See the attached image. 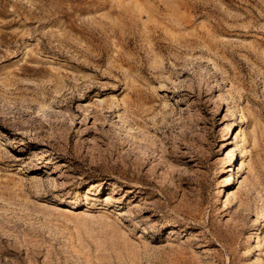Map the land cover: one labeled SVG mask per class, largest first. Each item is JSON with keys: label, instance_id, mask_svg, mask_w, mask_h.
Instances as JSON below:
<instances>
[{"label": "rangeland", "instance_id": "1", "mask_svg": "<svg viewBox=\"0 0 264 264\" xmlns=\"http://www.w3.org/2000/svg\"><path fill=\"white\" fill-rule=\"evenodd\" d=\"M0 264H264V0H0Z\"/></svg>", "mask_w": 264, "mask_h": 264}]
</instances>
